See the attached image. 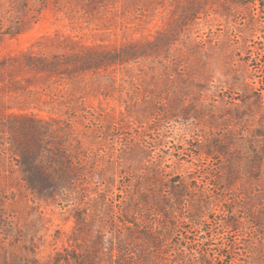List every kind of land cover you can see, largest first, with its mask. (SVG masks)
Listing matches in <instances>:
<instances>
[{
  "label": "rangeland",
  "instance_id": "374dc122",
  "mask_svg": "<svg viewBox=\"0 0 264 264\" xmlns=\"http://www.w3.org/2000/svg\"><path fill=\"white\" fill-rule=\"evenodd\" d=\"M15 115L81 143L54 201L21 180ZM119 245L264 264V0H0V264H115Z\"/></svg>",
  "mask_w": 264,
  "mask_h": 264
},
{
  "label": "trees",
  "instance_id": "16d2710c",
  "mask_svg": "<svg viewBox=\"0 0 264 264\" xmlns=\"http://www.w3.org/2000/svg\"><path fill=\"white\" fill-rule=\"evenodd\" d=\"M12 119V125L9 126L12 133V155L17 158L25 188L39 198H53L54 201L58 193L63 194L78 182L75 172L82 171L84 166L80 141L74 142L77 145H73L72 150L71 144L65 145V142L71 143L72 135L66 131L70 129L67 126L65 131H59L55 120L46 121L23 115H15ZM224 225L232 229L237 227L232 218L229 222L225 221ZM151 245L149 255L161 249L159 241L152 236ZM116 249L118 256L115 264H133L128 254L124 253L123 245ZM113 251L111 247L110 253ZM220 255L217 254L222 259ZM223 257H227V254ZM89 264H96V261H90ZM145 264L160 263L153 255Z\"/></svg>",
  "mask_w": 264,
  "mask_h": 264
}]
</instances>
